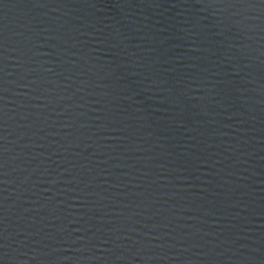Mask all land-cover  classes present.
<instances>
[{
  "label": "water",
  "instance_id": "1",
  "mask_svg": "<svg viewBox=\"0 0 264 264\" xmlns=\"http://www.w3.org/2000/svg\"><path fill=\"white\" fill-rule=\"evenodd\" d=\"M0 264H264V0H0Z\"/></svg>",
  "mask_w": 264,
  "mask_h": 264
}]
</instances>
